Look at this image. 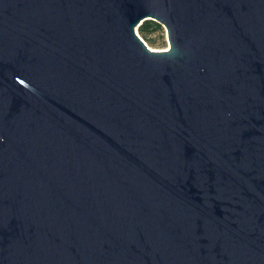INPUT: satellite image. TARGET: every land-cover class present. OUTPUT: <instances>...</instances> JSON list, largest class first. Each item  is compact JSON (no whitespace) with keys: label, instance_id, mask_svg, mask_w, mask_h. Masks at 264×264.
Segmentation results:
<instances>
[{"label":"water","instance_id":"obj_1","mask_svg":"<svg viewBox=\"0 0 264 264\" xmlns=\"http://www.w3.org/2000/svg\"><path fill=\"white\" fill-rule=\"evenodd\" d=\"M0 264H264V0H0Z\"/></svg>","mask_w":264,"mask_h":264},{"label":"rangeland","instance_id":"obj_2","mask_svg":"<svg viewBox=\"0 0 264 264\" xmlns=\"http://www.w3.org/2000/svg\"><path fill=\"white\" fill-rule=\"evenodd\" d=\"M163 26V25H162ZM138 33L140 34L139 30ZM140 36L144 39V41L148 44V46L153 50H167L170 48V42L167 35V30L163 26L162 33H152L148 38H144L141 34Z\"/></svg>","mask_w":264,"mask_h":264},{"label":"trees","instance_id":"obj_3","mask_svg":"<svg viewBox=\"0 0 264 264\" xmlns=\"http://www.w3.org/2000/svg\"><path fill=\"white\" fill-rule=\"evenodd\" d=\"M138 30L144 38L149 39V35L152 33H162L163 26L155 20L147 19L139 25Z\"/></svg>","mask_w":264,"mask_h":264}]
</instances>
